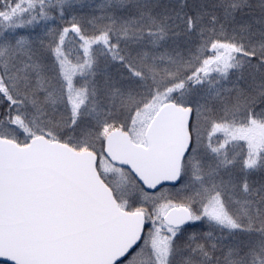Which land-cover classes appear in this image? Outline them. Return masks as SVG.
Segmentation results:
<instances>
[{
    "label": "snow or ice",
    "instance_id": "snow-or-ice-1",
    "mask_svg": "<svg viewBox=\"0 0 264 264\" xmlns=\"http://www.w3.org/2000/svg\"><path fill=\"white\" fill-rule=\"evenodd\" d=\"M0 264H264V0H0Z\"/></svg>",
    "mask_w": 264,
    "mask_h": 264
}]
</instances>
